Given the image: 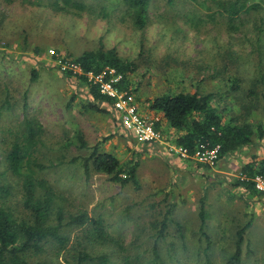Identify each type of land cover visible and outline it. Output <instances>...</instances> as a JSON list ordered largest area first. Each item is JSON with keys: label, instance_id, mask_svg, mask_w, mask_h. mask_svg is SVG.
<instances>
[{"label": "rangeland", "instance_id": "374dc122", "mask_svg": "<svg viewBox=\"0 0 264 264\" xmlns=\"http://www.w3.org/2000/svg\"><path fill=\"white\" fill-rule=\"evenodd\" d=\"M76 1L83 10L64 0H0V173L5 172L0 184L10 187L8 194L0 192V204L17 215L27 213L22 178L7 171L5 156L24 118H36L43 131L35 157L49 165L37 175L57 193L56 211L65 215L62 232L70 237L58 253L49 243L45 252L29 255L30 261L78 264L75 255L83 248L107 253L112 264H121L124 254L139 264H159L153 257L156 243L164 264H206V253L212 264H226L236 249L237 230L251 222L241 264H264V195L245 201L239 188L227 185L246 161L264 159V136L256 133L251 144L215 167L170 158L162 145L126 133L114 106L104 104L109 113L87 108L93 100L88 87L57 61L75 60L102 41L123 59L137 61L128 91L139 109L165 93L212 92L226 120L235 117L264 128V0H255L262 5L258 10L242 12L235 29L218 5L222 0H152L144 29L134 24L123 0ZM236 79L239 90L233 91ZM251 88L255 95H249ZM171 131L164 130L165 138L175 141ZM95 145L123 164L138 161L140 188L123 186L105 173L87 176L82 160ZM170 209L165 235L157 239L153 223ZM81 211L102 216L114 242H91L88 224H67L69 215Z\"/></svg>", "mask_w": 264, "mask_h": 264}, {"label": "trees", "instance_id": "16d2710c", "mask_svg": "<svg viewBox=\"0 0 264 264\" xmlns=\"http://www.w3.org/2000/svg\"><path fill=\"white\" fill-rule=\"evenodd\" d=\"M130 9L134 24L144 29L148 23L149 6L152 0H123ZM171 1V0H170ZM68 5L83 10L85 5L76 0H64ZM225 12L229 27L235 29V20L242 12L256 11L262 5L255 0H222L218 3ZM74 61L78 62L82 71L75 73L68 70L66 74L75 76L82 85L88 87L93 100L86 105L87 108L109 113L104 104L114 106L112 99L103 94L99 86L89 79L88 73L102 72L106 67L114 68L122 77L118 82L121 90L129 85V74L137 69L136 60L123 59L116 48H105L102 41L97 49L87 50ZM38 73L32 72V79H36ZM233 91L239 90V80H234L231 86ZM251 88L249 95H255ZM75 96L72 97L74 100ZM215 94L212 92L199 94L198 92L180 91L177 93H165L150 101V109L161 112L168 125L178 132L175 142L186 149L193 156L199 145L205 143L209 148L219 146V158L222 159L242 147L253 142L256 133L264 136L262 125L257 130L249 122H239L235 117L225 119L220 109L213 104ZM264 99V94H263ZM72 101L68 106H71ZM264 108V107H263ZM157 128L160 124L156 123ZM42 126L36 118L26 116L21 125V130L15 136L8 149L5 161L7 171L12 175L22 178V190L24 194L25 216L17 215L10 207L0 204V264H55L48 261H30L29 255L45 252L47 244H56L57 253L62 250L70 240L64 234L65 215L61 209L56 211L58 195L48 181L37 175L38 171H44L49 165L40 162L35 157V152L41 142ZM80 144L87 146L82 135H78ZM91 154L82 160L87 176L92 171L110 175L111 180L125 186L133 183L140 188L138 176V161H130L123 164L120 159L111 152L101 151L97 145L92 147ZM199 165H204L198 163ZM206 167H211L204 165ZM5 172L0 173V179ZM241 175L236 178L235 185L243 186L251 193H259L255 187L253 178L257 174L264 175V159L253 160L245 164L241 169ZM10 187L0 184V192L8 194ZM166 212L161 221L153 223L157 231V239L163 238L167 229L168 215ZM199 217L202 225L206 221L205 201L201 200ZM69 225H89V241L100 244H110L114 239L109 234L102 216H90L87 211L71 214L68 217ZM251 222L237 230L236 249L227 259L226 264H241L243 257V244L245 231ZM204 235V233H203ZM209 244V243H208ZM210 245H208L209 247ZM81 248V247H80ZM154 262L164 264L155 243L153 247ZM78 264H112L107 253L94 255L87 249H79L75 255ZM121 264H139L129 255H123ZM206 264H212L211 258L206 253Z\"/></svg>", "mask_w": 264, "mask_h": 264}, {"label": "built area", "instance_id": "2783aa9c", "mask_svg": "<svg viewBox=\"0 0 264 264\" xmlns=\"http://www.w3.org/2000/svg\"><path fill=\"white\" fill-rule=\"evenodd\" d=\"M51 56H58L55 49H51ZM61 68L65 71L72 70L75 73L81 72V66L74 60L57 58ZM89 79L99 86L100 91L112 99L115 109L120 113L118 121L126 133L131 134L138 142L148 145H162L170 154H175L183 159H193L198 163L214 166L220 160L219 146L209 148L205 143L199 145L193 156L188 149L165 138L162 130L157 128V119H150L142 114L128 88L121 90L118 82L122 75L114 68L106 67L102 72L88 73ZM241 175V174H240ZM255 189L264 195V175L257 174L253 178Z\"/></svg>", "mask_w": 264, "mask_h": 264}, {"label": "crops", "instance_id": "0c3cea01", "mask_svg": "<svg viewBox=\"0 0 264 264\" xmlns=\"http://www.w3.org/2000/svg\"><path fill=\"white\" fill-rule=\"evenodd\" d=\"M149 105H150V102L149 103H147V107H140L141 109V112H142V114L143 115H145L146 117H148V118H150V119H157V123H159L160 124V129L162 130V132H163V134H164V130L165 129H171L172 131V133L174 132H176V134H174L175 136L173 137V138H175L176 139V137L178 136V134L179 133H181V131H177L176 129H174V128H172V127H170L169 125H168V123H167V121H166V119L164 118V116H163V114L161 113V112H158V111H156V110H151L150 109V107H149ZM164 136H165V134H164ZM166 137V136H165ZM174 139V140H175ZM237 152V151H236ZM170 156H173V157H170V158H176V159H183V158H181V157H179V156H177V155H175V154H173V155H170ZM183 160H186V159H183ZM253 161V160H252ZM252 161H250V162H252ZM256 161H258V160H256ZM196 162V161H195ZM175 163L176 164H178L179 162L178 161H175ZM182 163V162H181ZM247 163H249L248 161H246V163H244L243 165H241V167H240V169H239V173H238V176H237V178L240 176V173H241V169H242V167L245 165V164H247ZM183 164V163H182ZM179 165V164H178ZM180 166V165H179ZM182 166V165H181ZM213 167H215V166H213ZM236 180V179H235ZM227 185H230V186H233L234 188H239L240 189V194H239V196H240V199H241V197H242V199L243 200H245V201H250V199L252 200V201H260V195L259 194H257V193H251L249 190H247V189H245L243 186H237V185H235V181L233 182V183H230V184H227ZM262 195V194H261ZM242 200V201H243Z\"/></svg>", "mask_w": 264, "mask_h": 264}]
</instances>
